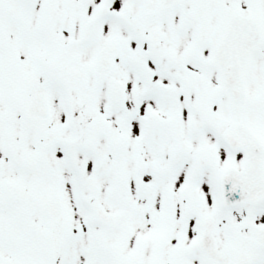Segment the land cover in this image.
<instances>
[{
	"label": "snow or ice",
	"instance_id": "snow-or-ice-1",
	"mask_svg": "<svg viewBox=\"0 0 264 264\" xmlns=\"http://www.w3.org/2000/svg\"><path fill=\"white\" fill-rule=\"evenodd\" d=\"M0 264H264V0H0Z\"/></svg>",
	"mask_w": 264,
	"mask_h": 264
}]
</instances>
